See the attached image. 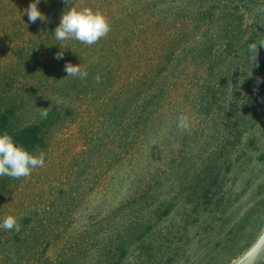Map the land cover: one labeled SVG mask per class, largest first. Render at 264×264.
I'll return each mask as SVG.
<instances>
[{
  "label": "rangeland",
  "instance_id": "1",
  "mask_svg": "<svg viewBox=\"0 0 264 264\" xmlns=\"http://www.w3.org/2000/svg\"><path fill=\"white\" fill-rule=\"evenodd\" d=\"M31 2L0 0V132L45 166L0 176V264H234L264 230V0ZM85 7L108 34L56 41Z\"/></svg>",
  "mask_w": 264,
  "mask_h": 264
},
{
  "label": "clouds",
  "instance_id": "2",
  "mask_svg": "<svg viewBox=\"0 0 264 264\" xmlns=\"http://www.w3.org/2000/svg\"><path fill=\"white\" fill-rule=\"evenodd\" d=\"M41 0H32L25 10L28 22L44 21L47 17L38 9L37 5ZM110 31L107 19L99 11L91 8H69L61 14L59 24L55 27L53 35L56 41L75 40L84 45L91 46L98 40L105 37ZM257 43L249 44V53L255 59L257 55ZM65 46H69L65 44ZM56 59L63 58V52L55 56ZM66 76L85 80L88 77L87 68H82L79 64L66 63L64 65ZM98 79V78H97ZM47 111L41 113L42 118H47ZM177 127L187 131L190 128V118L188 115H181L177 119ZM45 166V154L39 152L33 154L22 145L17 144L12 136L6 132H0V176H8L19 179L27 177L33 169ZM0 229L4 231L19 232L21 224L18 218L12 215L0 218ZM264 256V231H261L251 248L242 257L239 264H253L258 258Z\"/></svg>",
  "mask_w": 264,
  "mask_h": 264
},
{
  "label": "trees",
  "instance_id": "3",
  "mask_svg": "<svg viewBox=\"0 0 264 264\" xmlns=\"http://www.w3.org/2000/svg\"><path fill=\"white\" fill-rule=\"evenodd\" d=\"M33 62V61H32ZM34 71V70H33ZM33 73V72H32ZM28 74H30V71H28ZM38 129H37V127H35V125L34 124H32L31 126H30V128L26 131V133L25 132H21L20 133V138L18 139V142H20L21 144H23V142H25V140H24V137H26L25 136V134H28L27 135V142H35V138H36V136L38 135ZM24 140V141H23Z\"/></svg>",
  "mask_w": 264,
  "mask_h": 264
},
{
  "label": "water",
  "instance_id": "4",
  "mask_svg": "<svg viewBox=\"0 0 264 264\" xmlns=\"http://www.w3.org/2000/svg\"><path fill=\"white\" fill-rule=\"evenodd\" d=\"M264 231V230H263ZM247 253V252H246ZM245 253V254H246ZM244 254V255H245ZM243 255V256H244ZM242 256V257H243ZM242 257L241 258H239L234 264H239V262H240V260L242 259ZM253 264H264V256H261V257H258L254 262H253Z\"/></svg>",
  "mask_w": 264,
  "mask_h": 264
}]
</instances>
